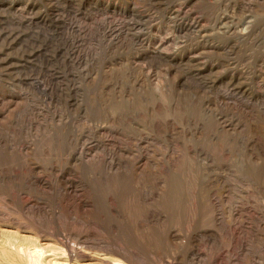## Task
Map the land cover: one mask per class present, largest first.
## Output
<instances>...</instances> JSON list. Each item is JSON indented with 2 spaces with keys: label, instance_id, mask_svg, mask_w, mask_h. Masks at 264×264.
Segmentation results:
<instances>
[{
  "label": "rangeland",
  "instance_id": "rangeland-1",
  "mask_svg": "<svg viewBox=\"0 0 264 264\" xmlns=\"http://www.w3.org/2000/svg\"><path fill=\"white\" fill-rule=\"evenodd\" d=\"M3 230L264 264V0H0Z\"/></svg>",
  "mask_w": 264,
  "mask_h": 264
},
{
  "label": "bare ground",
  "instance_id": "bare-ground-1",
  "mask_svg": "<svg viewBox=\"0 0 264 264\" xmlns=\"http://www.w3.org/2000/svg\"><path fill=\"white\" fill-rule=\"evenodd\" d=\"M4 231L5 230L0 231V264L140 263L139 261L141 257L139 258V255L134 253V251L128 248L126 244H123V242L121 243V246L113 244L112 242L110 244L104 245L101 258H98L91 255V252H87L85 249H82L81 246L73 240L69 241V243H63L64 239L60 232L48 233L44 231V234L42 235L35 234L33 240L31 238L29 239L23 237L18 233H8ZM49 238H51L55 243L59 244L58 249H44L43 246L39 244L41 241L50 240ZM46 255H48V257H53V259L47 260L48 257Z\"/></svg>",
  "mask_w": 264,
  "mask_h": 264
}]
</instances>
